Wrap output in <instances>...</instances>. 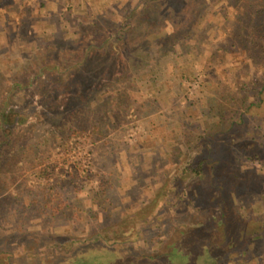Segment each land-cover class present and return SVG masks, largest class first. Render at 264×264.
<instances>
[{
    "label": "trees",
    "instance_id": "trees-1",
    "mask_svg": "<svg viewBox=\"0 0 264 264\" xmlns=\"http://www.w3.org/2000/svg\"><path fill=\"white\" fill-rule=\"evenodd\" d=\"M58 1L61 3L56 4V11L61 9V4H70L72 0ZM22 3V10L29 14L34 8L41 9L42 16L50 10L45 0H22ZM100 5L108 17L115 16L106 0H101ZM235 5L240 7L233 18L222 12ZM11 10L5 16L0 15L9 20L11 39L21 35L31 41L32 38L25 37L26 33L19 30L21 26L17 25L21 22L15 24ZM91 15L92 12L85 10L78 15L77 24H83L81 20ZM113 21L108 18L105 24L90 22L89 27L80 30L69 26L68 32H79L77 38L68 40L71 49L67 46L58 50L56 57L47 63L42 62V57L37 58L42 65L34 76L22 77L18 60L7 71L0 64V224L3 221L15 224L12 231L21 235L32 233L25 245H17L11 240V232H3L0 264H94V254L103 256L107 247L116 249L124 245L122 242L131 248L133 255L138 251H151L146 244L138 245L137 239H128L129 235L138 234L136 222L140 215L137 219L127 218L118 211L120 206L115 202L117 192L112 176L93 174L91 168L86 169V175L75 174L58 162L41 164L37 172L43 182L38 190L28 189L26 197L22 192L9 191L25 173L23 157L13 156V152L20 146L22 150L21 141L28 130L36 131L37 124L27 125L26 119L33 108L31 99L37 93L46 104L51 121L60 118L62 126L66 119H72L78 124L75 128L63 126L68 138L83 133L88 139L92 135L84 134L87 128L82 121L106 89H113V96L130 119H137L141 115H156L159 109V106L152 109L145 101L137 102L136 90L142 86L148 93L164 91V75L168 72L182 83L187 79L188 92L194 88L199 71H210L206 81L201 82L196 99L187 103V107L180 106L182 115L178 118L177 133L169 143L173 153L168 156L170 152H167L166 158L177 162L183 155L190 156L186 174H191L192 184L200 188L199 196L205 193L204 188L212 191L209 193L211 203L215 202L217 193L227 200L238 189L233 188L227 173L233 168L229 157L240 151V144H221L220 139L237 129L240 135L252 136L254 140L257 135L251 131L254 119L248 112L264 104V0H137L123 20ZM5 32V26L0 27V37H4ZM24 39L19 45H24ZM8 76L12 78L11 84L3 80ZM141 81L143 85L138 88ZM175 93L172 91L169 96ZM12 102L21 103L20 114L7 110ZM61 140L57 147H70L71 143ZM251 152L255 156L262 154L261 150ZM208 166L212 167V175L205 183L203 173ZM181 174V177L186 176L185 171ZM94 176L99 179L96 184L92 182ZM253 181L258 185L256 178ZM155 199L156 205L148 204L145 211L150 213L158 206L160 200ZM223 199L219 200L221 210L206 212L210 214L208 220L195 215L196 223L206 224L208 228H211L208 224L213 223L216 229L214 226L211 229L222 231V222L216 224L209 219L219 213L221 220L226 217L224 205L228 200ZM71 216L82 220L86 228L83 233L74 231ZM36 221L54 226L49 251L41 249L43 243L35 236L40 231L30 228ZM167 224H163L162 232L169 231ZM211 236L213 240L214 234ZM229 242L227 236L226 240H220L218 252L212 256L201 255L203 248L196 254L188 252L187 264H212L219 258L232 263L234 258L224 254L236 249L229 247ZM220 245L227 250H222ZM148 255L156 257L155 250Z\"/></svg>",
    "mask_w": 264,
    "mask_h": 264
},
{
    "label": "rangeland",
    "instance_id": "rangeland-1",
    "mask_svg": "<svg viewBox=\"0 0 264 264\" xmlns=\"http://www.w3.org/2000/svg\"><path fill=\"white\" fill-rule=\"evenodd\" d=\"M45 1L50 10L42 16L43 12L38 8H34L31 14L22 10L24 7L22 0H0V15L5 16L12 9L15 24L21 22V25H17L21 26L19 30L26 33L25 37L32 38L28 41V38L25 40L19 35L18 39H11L9 20L4 19L5 17L0 18V27L5 26L6 29L4 37H0V64L4 71L18 60L22 77L36 75L42 62L47 63L55 58L58 50L67 46L71 49L68 40L77 38L79 32H68L69 26L80 30L84 26L89 27L90 22L100 21L105 24L108 18L111 22L116 18L123 20L137 2V0H106L110 6L109 10L115 15L108 17L106 12L100 9L101 0H72L70 4H61V9L57 11L55 6L61 1ZM239 7L235 5L226 11L223 9L222 12L227 17L233 18L238 13ZM85 10L92 12V15L83 19L84 21L81 20L83 24L78 25L77 17ZM24 22L28 24L24 25ZM10 24L14 23L10 21ZM225 35L223 33V36ZM23 39L25 43L21 46L19 43L21 44ZM40 57H42L41 65L37 60ZM124 58L128 60L126 55ZM27 63L31 64L26 66ZM130 64L131 62H128L131 67ZM209 73L211 74L206 70L199 71L194 88L188 92L187 79L184 78L182 83L178 77L169 76L168 72L164 75L166 87L158 94L148 93L142 86L144 81H141L137 87H142L139 91L136 90L137 102L145 101L152 109L158 106L159 109L156 115H141L137 119H130L128 112L113 96L115 91L106 89L103 96L93 103L88 116L86 115L82 121L87 128L84 134L92 135L88 139L83 133L68 138L63 126L75 128L78 124L72 119H66L62 126L60 118L51 121L53 119L48 118L46 104L39 93L35 94L31 99L33 108L26 121L27 125L36 123V131L28 130L21 141L22 150L20 146L13 152V156L23 157L25 173L9 191L13 194L22 192L26 197L25 191L28 189L38 190L43 182L37 172L38 165L41 164L54 165L58 162L75 174L86 175L88 171L86 169L91 168L93 174L98 173L109 178L112 176L117 192L115 202L120 206L118 211L127 218L137 219L139 215L141 216L136 222L139 226L138 234L129 235L128 239H137L136 243L140 246L146 244L152 252L155 250L156 257H149L148 253L151 252L149 250H146V253L138 251L136 255L130 254L131 248L122 242L125 246L116 249L107 247L103 251V256L97 257V254H94L96 256H92L94 264H181L182 261H185L182 264H187L188 252L196 254L203 248L201 255L212 256L218 252V242L226 240V236L230 241L229 247L236 249L231 248L232 250L229 249L231 251L224 254L232 256L233 262L227 263L225 258H219L212 264H253V262L264 264V104L248 112V116L254 119V127L251 131L257 134L255 140L252 136L240 135L237 128L229 136L222 135L220 139L221 144L225 142L240 144L238 145L240 151L229 157L233 161V168L227 173L233 188L239 190H235V194L232 198H228V201L223 199L222 194L217 193L214 195L215 202L211 203L209 193L212 191L209 188L202 189L205 193L199 196L200 188L192 184V175L186 174L190 156L183 155L177 162L166 158L173 153L169 143L177 133L178 118L180 114L182 115L179 112L180 106L187 107V103L196 99L195 96L199 94L197 91L201 89L199 86L201 82L206 81ZM3 80L8 84L12 83L10 76ZM172 91L176 92V96H169ZM22 109L19 102H12L7 107L8 111H14L16 114H20ZM15 119L20 120L19 117ZM247 124L249 125V122ZM60 140L71 143L70 147L67 149L57 147ZM29 149L30 152L27 151ZM252 150H261L262 154L258 155L259 157L252 155ZM167 152L170 153L166 155ZM34 164H37V167L33 166ZM183 171L186 176L181 177ZM211 175L212 167L208 166L206 173H203V181L208 183ZM255 178L258 185L253 181ZM98 180L94 176L92 182L96 184ZM154 199L160 200L158 206L150 213L145 211ZM222 199L227 201L224 205L226 216L224 221L221 220L220 213L209 219L216 224L222 222V231L211 229L213 223L208 224L211 228L206 224L196 223V217L199 216L208 220L210 214L206 212L209 210L215 209L216 212L221 210L219 200ZM154 203L155 206L156 201ZM71 218L74 231L77 234L83 233L86 228L82 220L73 219L72 216ZM164 223H168L169 231L165 229V232L161 231ZM14 227L15 224L8 225L3 221L0 224V235L3 232H11L10 237L14 244L25 245L28 236L32 235L31 231L29 234L21 235L12 231ZM30 228L40 231L38 236H35L43 243L41 249L49 251L51 246L48 242L52 241L50 233L54 231V226H46L36 221L30 224ZM212 234L215 240H211ZM149 236H152L153 240ZM223 246L220 245L221 248ZM222 250L225 251L227 248ZM138 253L141 258L138 257ZM94 258L97 259L95 262Z\"/></svg>",
    "mask_w": 264,
    "mask_h": 264
}]
</instances>
